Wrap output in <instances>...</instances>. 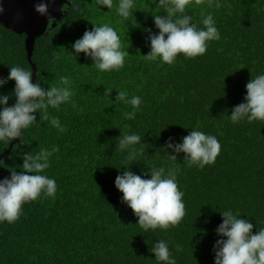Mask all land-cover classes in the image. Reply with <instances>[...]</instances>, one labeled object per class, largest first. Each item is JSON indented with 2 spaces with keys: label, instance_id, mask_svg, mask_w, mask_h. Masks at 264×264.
I'll list each match as a JSON object with an SVG mask.
<instances>
[{
  "label": "trees",
  "instance_id": "1",
  "mask_svg": "<svg viewBox=\"0 0 264 264\" xmlns=\"http://www.w3.org/2000/svg\"><path fill=\"white\" fill-rule=\"evenodd\" d=\"M117 2L108 10L95 0H66L60 16L35 37L30 59L25 32L0 21V77L8 75L10 66L32 71V64L33 83L44 88L67 76L77 105L49 108V119L58 117L63 133L36 113L37 122L0 158L3 179L10 167L22 171L25 152L59 148L42 173L55 179V198L26 203L16 222L0 223V264H156L149 250L158 240L169 242L177 264H214L220 212L239 211L255 225L253 233L264 228V121L232 124L229 119L233 106L243 102L245 84L264 73V0H220L219 8L189 6L188 14L200 27L204 15H213L221 39L209 42L202 56L178 55L173 65L143 57L150 51L144 29L158 32L152 15L163 10L154 0H136L133 16L122 20ZM103 24L118 32L130 54L119 71L99 72L83 53H71L72 43L86 29ZM13 87L9 81L0 94ZM105 88H112L108 96ZM121 90L129 98H142L133 120L123 116L130 105L114 102ZM14 102L10 97L9 105ZM191 130L216 136L221 151L214 164L188 167L183 153L175 162L167 160L165 140L171 136L180 142ZM126 132L142 138L131 171L143 175L141 170L153 164L176 171L186 211L177 226L144 233L121 202L114 179L129 164L128 153L117 150L119 135ZM9 144L0 142V153ZM176 244L182 246L179 253Z\"/></svg>",
  "mask_w": 264,
  "mask_h": 264
},
{
  "label": "clouds",
  "instance_id": "2",
  "mask_svg": "<svg viewBox=\"0 0 264 264\" xmlns=\"http://www.w3.org/2000/svg\"><path fill=\"white\" fill-rule=\"evenodd\" d=\"M95 3L100 9L101 6L108 10L114 7V0H95ZM154 4L163 10V14L152 15L158 32L154 33L151 28L144 29L150 47V51L143 55L146 61L173 65L178 55L182 54L186 59L202 56L209 42L221 39L211 13L202 17L200 24L203 27H200L187 12L192 5L207 4L209 8H219L220 0H154ZM48 7L49 4L41 0L35 5V11L47 15ZM135 8L136 0H118L115 3L116 14L122 20L133 16ZM3 12L0 6V14ZM71 47L74 57L83 53L99 72L119 71L124 67L125 57L130 55L123 47L118 32L109 24L93 25L91 30L86 29ZM9 81H14L12 92L0 94V142L8 145L14 138L20 139L23 130L37 122L36 113L39 112L43 113L40 120L48 121L59 133L66 131L58 117L49 119L48 110H59L63 104L77 108L72 100V81L69 77L62 76L58 85L44 88L41 83L32 82L31 70L10 66L8 75L0 77V87ZM245 89L243 102L233 106L229 115L232 124L264 121V73L251 78L245 84ZM111 91L112 88H105L104 95L108 96ZM12 96L15 102L9 105ZM114 102L131 106L132 110L123 114L125 120L135 119L141 111L142 98L136 95L129 98L125 90L118 91ZM140 143L142 138L139 134L126 132L119 135L117 150L128 153L126 159L129 164L122 174L115 177L114 186L122 193L121 202L132 210L137 217L136 224L144 233L167 230L180 224L186 214L184 192L180 190L176 171L172 168L153 164L147 170H141L143 175L130 170L136 158L135 146ZM162 148L168 161H177L178 155L183 153V161L188 167L203 169L215 163L221 144L214 135L191 130L180 142L169 136ZM58 151V146L54 145L51 149L41 148L35 154L25 152L20 168L22 171L10 167V175L0 179V223L16 222L26 203L39 198H55V179L42 173L50 167V157ZM220 214L222 222L214 230L219 237L213 244L214 264H264V228L253 233L255 225L247 217L242 218L239 211L229 209ZM174 247L177 253L183 250L180 244ZM149 251L154 253L156 264H177L168 241H155Z\"/></svg>",
  "mask_w": 264,
  "mask_h": 264
},
{
  "label": "water",
  "instance_id": "3",
  "mask_svg": "<svg viewBox=\"0 0 264 264\" xmlns=\"http://www.w3.org/2000/svg\"><path fill=\"white\" fill-rule=\"evenodd\" d=\"M65 1L44 0V2L49 4L48 14L40 15L35 11V5L40 3L41 0H0V6L4 9L3 14H0V21L16 31L25 32V45L28 59H30L35 37L44 31L50 19H56L60 16L61 5ZM34 78L35 65L32 64V82ZM17 140L18 138H14L10 142L8 148L0 153V158L9 151L12 143Z\"/></svg>",
  "mask_w": 264,
  "mask_h": 264
}]
</instances>
